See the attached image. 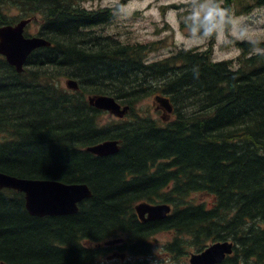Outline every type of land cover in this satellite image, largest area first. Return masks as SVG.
I'll return each instance as SVG.
<instances>
[{"label": "trees", "instance_id": "16d2710c", "mask_svg": "<svg viewBox=\"0 0 264 264\" xmlns=\"http://www.w3.org/2000/svg\"><path fill=\"white\" fill-rule=\"evenodd\" d=\"M85 1L0 0V27L32 19L51 42L22 73L0 56V172L93 192L76 214L42 218L29 213L23 193L0 190V264H100L116 249L135 258L125 264H178L224 241L235 247L222 264H264V43L237 40V61H217V32L206 50L151 62L154 44L98 31L110 11ZM216 2L227 32L234 17L264 6ZM159 94L173 106L167 120L138 109ZM95 95L130 106L128 116L103 122L105 112L88 100ZM110 140L119 141L115 154L87 151ZM143 202L169 204L172 214L142 222L135 209ZM161 232L175 237L163 245L168 256L152 261Z\"/></svg>", "mask_w": 264, "mask_h": 264}, {"label": "rangeland", "instance_id": "374dc122", "mask_svg": "<svg viewBox=\"0 0 264 264\" xmlns=\"http://www.w3.org/2000/svg\"><path fill=\"white\" fill-rule=\"evenodd\" d=\"M201 0H86L84 7L90 10L111 8L113 16L108 24L98 27V31L118 37L125 43L154 44L149 54L150 61H159L168 57L178 49H201L210 47L211 37L205 39L191 38L188 17L193 6ZM38 26L30 25L28 33L37 35ZM264 43V6L255 8L250 14L236 16L231 21L227 32L225 12L222 13L217 38L214 42L213 58L217 61H237L242 51L236 41ZM66 81H64V86ZM154 96L142 103L138 109L141 114L146 111L156 120L162 119V114L156 111ZM119 120L105 113L103 122ZM175 235L168 232L156 233L152 237L153 259H164L168 256L163 245L174 239ZM190 252L182 255L178 264H189ZM143 260L144 258H140ZM135 261L129 258L126 262ZM156 264H166L161 261ZM173 264L176 263L172 262ZM100 264H125L120 260H108L104 257Z\"/></svg>", "mask_w": 264, "mask_h": 264}, {"label": "water", "instance_id": "95a60500", "mask_svg": "<svg viewBox=\"0 0 264 264\" xmlns=\"http://www.w3.org/2000/svg\"><path fill=\"white\" fill-rule=\"evenodd\" d=\"M32 20H23L16 25L0 27V55L14 66L19 73L24 71L30 55L37 49L50 46L51 42L39 36L25 35L26 27ZM67 87L78 90L79 83L75 79L67 81ZM156 102L167 112L172 113L170 99L157 96ZM91 106L108 111L112 115L123 118L129 111V106L122 107L111 96L100 95L89 98ZM87 151L98 156H108L119 151L118 141H106L89 147ZM11 189L23 193L26 199V208L32 216H62L73 215L79 211L83 201L92 198L93 192L86 184H67L55 180L24 179L0 172V190ZM139 219L143 222H154L166 219L172 212L169 204L140 203L136 206ZM122 240H113L106 245H115ZM234 252V243L230 241L218 242L209 246L201 253L192 254L190 264H222L227 256ZM126 259V254H114L108 259Z\"/></svg>", "mask_w": 264, "mask_h": 264}, {"label": "clouds", "instance_id": "9594fccd", "mask_svg": "<svg viewBox=\"0 0 264 264\" xmlns=\"http://www.w3.org/2000/svg\"><path fill=\"white\" fill-rule=\"evenodd\" d=\"M225 11L216 0H201L195 4L191 16L187 18L191 38L205 39L216 34L220 27L221 13Z\"/></svg>", "mask_w": 264, "mask_h": 264}, {"label": "bare ground", "instance_id": "6f19581e", "mask_svg": "<svg viewBox=\"0 0 264 264\" xmlns=\"http://www.w3.org/2000/svg\"><path fill=\"white\" fill-rule=\"evenodd\" d=\"M45 47H49V46H45ZM45 47H42V48H45ZM136 210V209H135ZM45 217H52V216H45ZM43 218V217H42Z\"/></svg>", "mask_w": 264, "mask_h": 264}, {"label": "flooded vegetation", "instance_id": "af4514ba", "mask_svg": "<svg viewBox=\"0 0 264 264\" xmlns=\"http://www.w3.org/2000/svg\"><path fill=\"white\" fill-rule=\"evenodd\" d=\"M163 113V112H162ZM117 250V249H116ZM116 250L114 252H116Z\"/></svg>", "mask_w": 264, "mask_h": 264}]
</instances>
